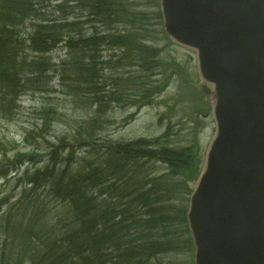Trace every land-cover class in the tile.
Instances as JSON below:
<instances>
[{"label": "trees", "instance_id": "trees-1", "mask_svg": "<svg viewBox=\"0 0 264 264\" xmlns=\"http://www.w3.org/2000/svg\"><path fill=\"white\" fill-rule=\"evenodd\" d=\"M145 17L118 0H0V114L17 109L24 92L50 91L46 80L49 72L60 75L63 81L71 80L72 92L96 106V116L86 122L89 131L80 125L71 142L62 138L52 150L48 147L47 151L31 153L40 156L44 152L49 158L44 167L27 168L20 178L30 188L24 191L21 207L14 205L0 225L4 234L0 264H150L161 255L182 251L178 229L185 224V234L189 233L186 204L190 186L184 181L163 185L165 176L147 177L141 170L160 157L169 175L177 176L191 163L184 167L185 161L179 158L182 152L166 147L150 149L158 139L109 141L106 146L98 143L103 140L99 132L109 125L108 98L115 95L108 93L106 82H117L105 77L109 69L117 67H105L102 47L135 53L150 75L163 74L157 71L161 50L154 46V54L146 45L151 42L143 34L146 29L137 27ZM156 18L161 23L160 13ZM85 24L89 29H83ZM120 26L126 30L120 31ZM26 27L29 33L24 39L21 31ZM92 28L95 32L88 36ZM60 46L67 49L68 56L57 66L46 56ZM168 80L164 78L162 85L156 86L157 93ZM42 119L43 125L26 135L25 143L38 137L48 144L46 136L54 120ZM74 143L79 144L78 149L89 150L87 155L77 158ZM29 155L16 153L9 161L2 156L0 165L22 166V158ZM199 164V160L194 161L192 166H196L188 172L198 175ZM158 184L164 186L162 195L153 192ZM41 188L66 213L51 220L49 213L43 212L45 207L35 204L34 199L29 201L35 197L27 195ZM181 200L183 204L177 208ZM189 242L192 246L191 238Z\"/></svg>", "mask_w": 264, "mask_h": 264}, {"label": "water", "instance_id": "water-1", "mask_svg": "<svg viewBox=\"0 0 264 264\" xmlns=\"http://www.w3.org/2000/svg\"><path fill=\"white\" fill-rule=\"evenodd\" d=\"M193 49L216 136L190 200L194 264H264V0H161Z\"/></svg>", "mask_w": 264, "mask_h": 264}, {"label": "rangeland", "instance_id": "rangeland-1", "mask_svg": "<svg viewBox=\"0 0 264 264\" xmlns=\"http://www.w3.org/2000/svg\"><path fill=\"white\" fill-rule=\"evenodd\" d=\"M118 1L129 5L134 14L146 15L142 26L137 24V27L146 29L143 34L147 36L146 40L151 42L147 44L145 42V44L153 50L154 54V46L161 50L160 58H158L160 67L157 71L163 74L150 75L151 72L144 70L142 62L135 53H126L125 49H112L108 52L106 51L108 49H105L108 48L107 46L102 47L101 56L105 67H117L105 77L108 80L113 77L117 82H114L115 86L112 85L114 84L112 81L106 82L110 84L108 90L113 91L115 95H110L108 98L111 104V110L107 114L109 125L99 132V137L104 141L101 140L98 143L106 146L109 141L119 143L131 142L140 138L150 141L158 139V142H154L150 149L158 151L160 147H166L178 154L182 152L179 158L185 161L184 167L188 163L192 166L194 161L197 163L199 160L202 170L209 144L215 136L216 126L210 112L211 106L206 107L205 104L208 102L198 88L202 81L198 72L196 53L172 42L165 36L163 25L156 18V13L160 12V0ZM119 30L124 31L126 28L120 26ZM28 33L29 30L26 27L22 29L21 36L27 39ZM64 58L65 52L62 48L51 53L52 63H59ZM167 77H169L168 84L162 88L160 93H157L155 88L159 81L162 82ZM46 80L50 83L49 94L26 93L19 101L17 109L10 110L7 114H0V159L5 156L9 161L16 153L29 152L28 158H31V161H27L28 158H22V161L24 163L34 161V164L29 165L30 168L44 167L49 157H45L44 152L40 153V156H34L31 153L40 150L47 151L48 147L52 150V146L57 145V141L62 138L71 142L73 134L80 125H84L83 128L87 129L85 131L91 129L86 122L96 116V106H92L88 98L72 92L71 80L61 81L60 77L52 73ZM117 83L119 87L116 89ZM143 96H145L146 105L140 102ZM139 107L142 108L139 110ZM43 109L50 110L44 112ZM42 118L54 120L46 136L48 144L38 137H34L32 143H25V136L31 134L36 126L43 125ZM85 151L84 149L76 151L79 159L87 155ZM172 158L176 160L175 156ZM161 161L160 157L153 158L145 164L141 170L142 173L145 172L147 177L151 178L165 176L162 180L163 185L169 183L177 185L184 181L192 189L195 187L201 170L199 174L197 173L198 175H191L188 172L190 166L180 171L177 176H173L169 175L167 166ZM29 167L21 168L20 164L9 163L4 166L0 165V203L3 207L0 214L1 225L8 211L22 199L25 187L21 181L17 180ZM16 173L17 175L14 176ZM190 176L195 180H191ZM163 190L164 186L160 184L157 189L153 188V192L160 195L163 194ZM190 194H186L188 199ZM38 197L41 201L34 203L45 207L43 212H48L51 220L66 213L64 207L57 206L51 197L46 196L43 188L37 192L35 198ZM176 204L177 208H181L183 201ZM186 205L188 207V203ZM186 228L184 224L178 229V240L182 245L180 248L182 251L178 250L176 254L161 255L151 263L193 264L194 251L189 242L190 233L185 234ZM3 235L0 233V239L4 237Z\"/></svg>", "mask_w": 264, "mask_h": 264}]
</instances>
